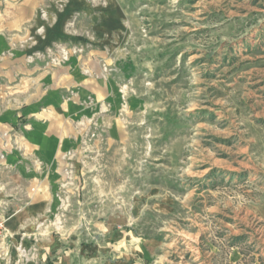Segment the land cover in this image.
Segmentation results:
<instances>
[{"label": "rangeland", "instance_id": "1", "mask_svg": "<svg viewBox=\"0 0 264 264\" xmlns=\"http://www.w3.org/2000/svg\"><path fill=\"white\" fill-rule=\"evenodd\" d=\"M247 1L0 0V169L41 123L62 144L0 264H264V0Z\"/></svg>", "mask_w": 264, "mask_h": 264}, {"label": "crops", "instance_id": "2", "mask_svg": "<svg viewBox=\"0 0 264 264\" xmlns=\"http://www.w3.org/2000/svg\"><path fill=\"white\" fill-rule=\"evenodd\" d=\"M240 1L248 5L247 0ZM25 3L28 4V1ZM30 4H32L31 1L28 5ZM22 64L25 65V62L23 61ZM45 118L46 115L34 114L35 121L42 122ZM39 127L40 129L31 132L33 140L18 144V157L8 158L10 164L14 161L16 163L12 166H5L6 169H0L7 172L0 177V215L8 217V227L14 223L18 231L30 229V222L33 223L32 219L36 214L35 209L36 207L40 209L41 196L40 191L33 187L34 185L40 187L42 172L56 161L58 146L62 145L50 139L57 135L58 129H50L49 123H41ZM41 134L42 136H38ZM2 148L5 149V147H0ZM43 167H45L44 171ZM45 176L51 180L52 172H46Z\"/></svg>", "mask_w": 264, "mask_h": 264}, {"label": "built area", "instance_id": "3", "mask_svg": "<svg viewBox=\"0 0 264 264\" xmlns=\"http://www.w3.org/2000/svg\"><path fill=\"white\" fill-rule=\"evenodd\" d=\"M7 230V218L0 215V238L5 236Z\"/></svg>", "mask_w": 264, "mask_h": 264}]
</instances>
